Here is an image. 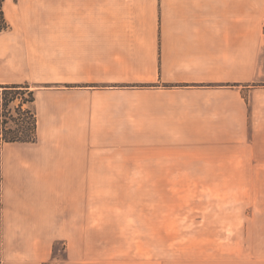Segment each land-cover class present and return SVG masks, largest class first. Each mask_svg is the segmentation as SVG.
<instances>
[{
    "label": "crops",
    "instance_id": "0c3cea01",
    "mask_svg": "<svg viewBox=\"0 0 264 264\" xmlns=\"http://www.w3.org/2000/svg\"><path fill=\"white\" fill-rule=\"evenodd\" d=\"M0 264H123L102 182L264 191V0H6ZM35 89L37 140L2 139V87ZM127 250V249H126Z\"/></svg>",
    "mask_w": 264,
    "mask_h": 264
},
{
    "label": "rangeland",
    "instance_id": "374dc122",
    "mask_svg": "<svg viewBox=\"0 0 264 264\" xmlns=\"http://www.w3.org/2000/svg\"><path fill=\"white\" fill-rule=\"evenodd\" d=\"M255 184L102 182L111 195L101 198L102 227L93 235L117 237L123 264H264V191Z\"/></svg>",
    "mask_w": 264,
    "mask_h": 264
},
{
    "label": "trees",
    "instance_id": "16d2710c",
    "mask_svg": "<svg viewBox=\"0 0 264 264\" xmlns=\"http://www.w3.org/2000/svg\"><path fill=\"white\" fill-rule=\"evenodd\" d=\"M6 0H0V33L8 30L10 24L5 13ZM17 1V0H15ZM2 87V139L6 142H34L37 140V116L34 108L35 89L29 83L7 84ZM20 99L12 111V103ZM16 126L9 125V122ZM56 242L53 247V257L43 264H55L66 259V245L61 242L58 248ZM60 250V253H59Z\"/></svg>",
    "mask_w": 264,
    "mask_h": 264
}]
</instances>
